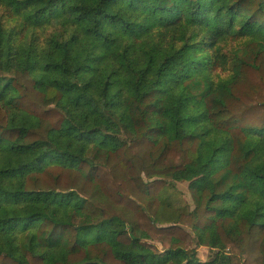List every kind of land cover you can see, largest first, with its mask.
Returning <instances> with one entry per match:
<instances>
[{
    "label": "trees",
    "instance_id": "1",
    "mask_svg": "<svg viewBox=\"0 0 264 264\" xmlns=\"http://www.w3.org/2000/svg\"><path fill=\"white\" fill-rule=\"evenodd\" d=\"M0 264H264V0H0Z\"/></svg>",
    "mask_w": 264,
    "mask_h": 264
},
{
    "label": "rangeland",
    "instance_id": "2",
    "mask_svg": "<svg viewBox=\"0 0 264 264\" xmlns=\"http://www.w3.org/2000/svg\"><path fill=\"white\" fill-rule=\"evenodd\" d=\"M179 188L184 192L186 199L189 201V203L193 206L192 198L190 196V193L188 191V182H179L178 183ZM214 252L210 251L208 247L201 246L198 249V257L201 261H209L212 260L214 257Z\"/></svg>",
    "mask_w": 264,
    "mask_h": 264
}]
</instances>
